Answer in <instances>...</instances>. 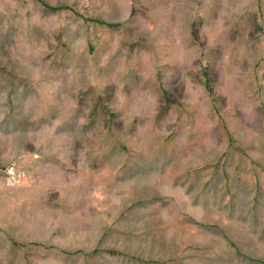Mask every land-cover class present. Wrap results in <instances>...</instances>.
<instances>
[{
  "label": "rangeland",
  "instance_id": "1",
  "mask_svg": "<svg viewBox=\"0 0 264 264\" xmlns=\"http://www.w3.org/2000/svg\"><path fill=\"white\" fill-rule=\"evenodd\" d=\"M0 264H264V0H0Z\"/></svg>",
  "mask_w": 264,
  "mask_h": 264
}]
</instances>
